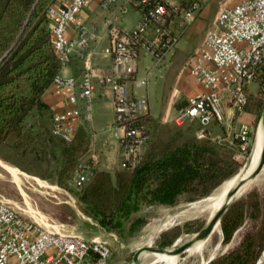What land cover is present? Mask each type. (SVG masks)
Returning a JSON list of instances; mask_svg holds the SVG:
<instances>
[{"label": "built area", "instance_id": "1", "mask_svg": "<svg viewBox=\"0 0 264 264\" xmlns=\"http://www.w3.org/2000/svg\"><path fill=\"white\" fill-rule=\"evenodd\" d=\"M93 0H55L47 17L53 36V49L60 62V71L52 85L63 89L67 108L52 116V135L68 143L75 137L80 123L92 120L95 92H111L114 122L119 130V168L131 172L141 162L150 140V130L143 116L146 101L133 96L129 85L144 86L147 80H136L141 56H149L156 64L178 43L181 32L170 28L178 19L189 25L200 10L198 0H99L98 6L107 13L109 45L104 53L111 57L110 71L94 70L86 59L91 45L100 40L96 29L82 16ZM140 13L131 30H123L120 19L130 11ZM75 23L76 33L66 36ZM218 32H207V49L191 70L201 83L203 92L188 98L173 120L177 127L196 123L197 139L208 136L207 129L221 125L226 108L242 113L247 104L246 88L256 82L258 70L264 66V0H244L233 8L219 11ZM85 57V68L77 76L65 77L61 70L73 55ZM207 64L212 67L208 68ZM249 126L240 124L234 135L242 152L249 142ZM96 158L78 161L70 186L83 188L92 177ZM111 251L107 242L87 239L49 225L45 217L30 211L25 215L0 197V264H108Z\"/></svg>", "mask_w": 264, "mask_h": 264}, {"label": "trees", "instance_id": "2", "mask_svg": "<svg viewBox=\"0 0 264 264\" xmlns=\"http://www.w3.org/2000/svg\"><path fill=\"white\" fill-rule=\"evenodd\" d=\"M54 2L0 0V148L9 140L21 138L24 122L33 111L47 110L42 96L60 71L47 17ZM256 82L264 88V66L258 70ZM246 95L245 108L256 98L249 94L248 88ZM139 119L144 121L145 116ZM159 127L154 123L152 141L133 171L111 175L95 166L90 181L75 189L74 195L85 214L103 230L117 234L124 241L145 225L144 218L137 217L143 208L173 207L180 199L193 202L206 198L240 171L241 165L227 157L226 144L208 137L201 140L195 135L184 137L181 131L162 137ZM255 136L256 131L254 137L249 133L248 146L243 152L247 156ZM233 141L240 150L238 140ZM68 143L62 150L64 159L57 173L56 183L60 187L64 186L69 169L73 168V174L78 161L87 154L88 138L84 131L79 130ZM261 218L264 220L263 214ZM239 226L240 221L229 215L223 217L224 242L230 240ZM171 233L170 239L169 233L162 235L160 248L170 246L181 232L176 228ZM260 250L255 238L248 235L235 251L208 264H255Z\"/></svg>", "mask_w": 264, "mask_h": 264}, {"label": "rangeland", "instance_id": "3", "mask_svg": "<svg viewBox=\"0 0 264 264\" xmlns=\"http://www.w3.org/2000/svg\"><path fill=\"white\" fill-rule=\"evenodd\" d=\"M134 16L136 15H130L132 21L135 19ZM149 64L150 61L147 58L141 62L137 78L143 76L142 66H149ZM161 64L153 67L154 70H152L148 85V95L154 104L152 111L155 118L159 117L165 99V80L163 81L159 76L166 75L165 77L169 80V76L165 73V66ZM248 87L249 94L255 95L256 98L249 102L240 116L226 118L223 124L210 127L207 136L226 144L228 146L227 157L234 158L241 165L240 171L234 178L240 176V173L257 160L260 149L263 147L262 126L259 125L264 110V88L260 87L259 82H253ZM145 93L146 88L139 90V94L145 96ZM260 106L262 107L260 108ZM98 109L100 123H104L112 116V110L106 106V103H102ZM154 123L160 125L159 133L162 137L178 134L179 131L184 133V137L194 136L197 130L194 122L187 123L182 127H177L174 122L167 124L157 121L148 122L150 140L144 148L143 156L152 141ZM242 123L249 126L253 137L256 131L248 156L241 152L233 141L234 135ZM51 131L52 120L49 112L35 110L25 120L21 138L9 140L0 148V197L20 209L25 215L30 211L39 213L46 218L49 225L58 227L60 230L87 239L98 238L107 242L111 251L108 264H136L134 258L138 250L148 247L160 248L158 243L162 235L169 233L168 239H170L173 235L171 231L178 228L181 232L178 238L170 246L160 248L169 252L175 251L193 240L209 221L206 216H194L191 212L212 197L218 188L208 197L193 202H185L180 199L173 207L143 208L137 217L144 218L145 225L125 241L117 234L106 232L85 214L75 197L76 190L69 185L73 168L66 173L64 186L60 187L56 183L57 173L64 159L62 150L70 143L54 137ZM117 171L126 172L120 168ZM117 171L110 174L114 175ZM255 177H257V182L253 186H249L246 192L241 193L240 191L228 205L218 227L212 234L206 240L198 242L200 249H194L193 246L177 257L176 264H206L219 259L235 251L248 235L254 237L256 246L261 248L255 264H264V243H262L264 220L261 218L262 214L264 216V212H262L264 210V165ZM232 178L230 179L232 180ZM248 185L246 184L244 187ZM234 204L236 206L231 208ZM225 215H229L236 222L240 221V226L227 243L223 240L221 229V222ZM145 254L142 256L141 264H171L168 260L161 259L159 253Z\"/></svg>", "mask_w": 264, "mask_h": 264}, {"label": "crops", "instance_id": "4", "mask_svg": "<svg viewBox=\"0 0 264 264\" xmlns=\"http://www.w3.org/2000/svg\"><path fill=\"white\" fill-rule=\"evenodd\" d=\"M244 0H198L200 10L191 21L189 25H185L181 20H174L170 24L173 31L181 32L178 43L165 55L162 61L155 63L149 56H141L139 59L138 70L135 75L136 80H147L146 85L136 87L133 83L129 85L130 93L139 99L146 101V108L143 112L147 122L157 121L162 124L173 122L177 111L181 108L185 101L197 94L203 92L201 83L191 74V70L195 63L199 60L201 55L207 51L204 45V36L207 32H218L216 23L218 13L223 8H233L239 5ZM171 4L181 3L182 0H169ZM99 0H93L88 8L84 9L82 16L85 18L86 23L96 29L100 40L91 45L90 51L86 55L89 59V65L96 71L109 72L111 68V57L104 53V50L109 45L108 27L106 23L107 13L98 6ZM130 15L135 19L132 21ZM140 19V13L132 10L123 16L119 25L123 30H131ZM76 33V24H71L67 31L66 36L72 38ZM149 59L150 64L142 66L143 76L137 78L141 62ZM162 63V64H161ZM165 66V73L167 77L159 76L165 85V99L162 104V111L158 118L153 115L152 108L154 107L153 101H150L148 95V85L150 82L153 67L158 65ZM208 68L212 66L207 64ZM85 68V57L77 54L73 55L69 63L61 70V74L65 77L79 76ZM173 70V71H172ZM251 85V83L249 84ZM248 85V86H249ZM146 88L145 96L139 94V90ZM249 88V87H248ZM42 101L47 106L51 119L52 116L63 112L67 108V96L63 89L55 85H51L42 96ZM108 102V103H107ZM106 103L112 110V116L104 123L99 121L98 107ZM242 113H237L228 105L226 108V118H236ZM225 118V119H226ZM114 122L113 104L111 92L105 89H98L95 92L92 103V120L89 123H80L76 134L79 130L84 131L88 138V150L86 158L94 156L96 158V168L106 172H114L119 169L120 162V145L119 137L121 132L112 129ZM212 124L210 127L215 126ZM217 126V125H216ZM210 127L207 129L209 134ZM75 134V136H76Z\"/></svg>", "mask_w": 264, "mask_h": 264}, {"label": "bare ground", "instance_id": "5", "mask_svg": "<svg viewBox=\"0 0 264 264\" xmlns=\"http://www.w3.org/2000/svg\"><path fill=\"white\" fill-rule=\"evenodd\" d=\"M262 136H263V142H264V129H263V127H262ZM262 149H263V147L260 149V153H259V156H258L257 160L255 162H253L252 164H250L244 170V172L240 173V176H238V177H236V178H234L232 180H229L226 183H224L220 188H218L214 192V194H213L212 197H210L209 199L205 200L198 208H196L195 210H193L191 212V214L194 215V216L195 215H204V216L207 217L208 220H210L220 210V208H222V206L224 205V203H225L226 199L228 198L229 194L234 189L238 188L239 185H241L243 182H245V179L253 172V170L255 169V167L258 165V163L260 161V158H261V155H262ZM256 182H257V177L252 178L249 182L246 183V184H249V185L246 186V187L240 188L239 192L240 191H241V193L246 192L248 190V187L249 186H253ZM217 227H218V225H216L213 228V230L210 232V234L208 235V237L212 234V232ZM206 239H204V240H206ZM204 240H202V241H204ZM199 242H201V241H199ZM193 246H194V249H200V243H198V242H196ZM150 248H153V247L145 248V249L141 250L137 254L136 259H135L136 264H141L142 263V256H144L145 253L148 254L147 251ZM159 254H161L160 255L161 259H166L171 264H176L177 263V257H178V255L176 254V250L175 251H172V252H169L167 250H164V252H161Z\"/></svg>", "mask_w": 264, "mask_h": 264}, {"label": "water", "instance_id": "6", "mask_svg": "<svg viewBox=\"0 0 264 264\" xmlns=\"http://www.w3.org/2000/svg\"><path fill=\"white\" fill-rule=\"evenodd\" d=\"M259 126H262L264 129V110L262 112L261 121H260ZM263 165H264V142H263V149H262V155H261L260 161H259L258 165L255 167V169L253 170V172L245 179V182H243L241 185L238 186V188L234 189L229 194V196L226 199L222 208H220V210L205 224L204 228L196 234L195 239L192 240L191 242H188V243L182 245L181 247H179L176 250V254L178 256L185 253L196 242L202 241L208 237V235L213 230V228L220 223V219H221L223 213L226 211V208L228 207V205H230L232 203V201L237 197L240 188L244 187L247 182H249L252 178H254L256 176V174L260 171V169L262 168ZM164 250L165 249H160V248H150L147 251V253L157 254V253L164 252ZM140 251L141 250H138V252L136 253V256ZM136 256H135L134 260L136 259Z\"/></svg>", "mask_w": 264, "mask_h": 264}]
</instances>
